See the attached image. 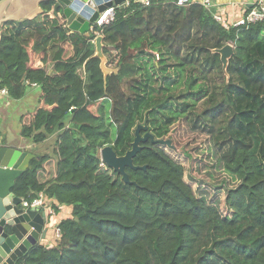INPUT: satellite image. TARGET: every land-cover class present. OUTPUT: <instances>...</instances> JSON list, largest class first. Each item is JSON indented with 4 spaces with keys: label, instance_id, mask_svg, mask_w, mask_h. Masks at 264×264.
<instances>
[{
    "label": "trees",
    "instance_id": "16d2710c",
    "mask_svg": "<svg viewBox=\"0 0 264 264\" xmlns=\"http://www.w3.org/2000/svg\"><path fill=\"white\" fill-rule=\"evenodd\" d=\"M176 2L116 7L114 21L91 37L49 15L5 26L0 87L10 95L0 97V110L36 84L37 104L19 118L21 136L35 145L54 137L52 152L32 160L12 193L25 200L43 194L72 208L56 245L38 244L16 264H264V20L226 28L204 5ZM95 33L103 37L109 75L96 57ZM227 44L235 52L230 81L213 53ZM145 56L167 86L187 83L180 106L168 104L172 88L160 89L167 100L156 109L168 106L172 116L159 129L194 109L193 127L211 134L224 170L239 182L227 193L229 215L198 199L183 165L151 140L133 160L139 169H126L131 184L99 156L105 147L122 156L135 118L149 106L137 100L158 81L140 68ZM172 67L173 81L166 75ZM140 71L147 85L137 88ZM211 75L222 83L210 87ZM201 96L209 103L197 112Z\"/></svg>",
    "mask_w": 264,
    "mask_h": 264
},
{
    "label": "water",
    "instance_id": "95a60500",
    "mask_svg": "<svg viewBox=\"0 0 264 264\" xmlns=\"http://www.w3.org/2000/svg\"><path fill=\"white\" fill-rule=\"evenodd\" d=\"M151 0H0V44L5 26L9 22L33 20L49 15L64 19L69 29L85 37L92 36V28L99 17L109 9L120 7L130 2L146 4ZM96 57L101 59V68L106 75L114 72L107 69V57L103 53V37L95 39ZM219 54L223 71L229 79L228 67L234 55V47L227 44L213 50ZM143 127H138L132 149L124 156H118L112 147L101 151L102 161L123 176L131 184L127 168L139 169L133 163L142 150V144L153 139L150 135L141 136ZM154 143V142H153ZM36 156L28 151L0 145V264H16L28 251L45 238L50 220L44 208H24L23 199L15 196L12 189L16 180L30 168ZM145 169V167H142Z\"/></svg>",
    "mask_w": 264,
    "mask_h": 264
},
{
    "label": "rangeland",
    "instance_id": "374dc122",
    "mask_svg": "<svg viewBox=\"0 0 264 264\" xmlns=\"http://www.w3.org/2000/svg\"><path fill=\"white\" fill-rule=\"evenodd\" d=\"M11 34L13 33L11 32ZM29 34L30 32L25 31L18 36L26 38ZM152 62L153 58L147 56L140 57L138 60V64L141 66L140 68H142L145 73L149 70L150 75H153L158 81L157 83L151 84L150 89H144L138 92L139 97H137V100L143 97L148 100L149 106L146 105L142 109L141 116L135 118L130 138L127 139L125 147L122 149V156L132 149L138 127H143L141 130L142 137H145L147 134L150 135L155 144L161 147L177 163L183 165L184 181L191 187L193 194L208 205L217 207L224 216L229 215L230 211L226 205L227 193L231 188L236 187L239 182L224 170L221 150L211 134L200 128L195 129L193 127V123L190 119L193 118V114L191 113L194 109L192 111L189 109V113L186 116L183 115L169 126H163L162 130L159 129V125H164V122H167L170 118L169 116H172V114L169 112L168 106L163 111L156 109L157 104L162 102V100L169 99L171 101H169L168 104L172 103L173 105L174 102L175 105H182L184 103L183 94L185 96L187 94V83H181V81L170 82L171 84L167 86L168 83L166 82L167 84H164L161 74L155 73L153 70ZM175 63L176 62H172V64ZM107 64L106 71L110 69V66ZM177 69V67H172L166 73V75H171V81L176 79ZM210 77L212 80V83L209 84L210 87H212L213 82H217L218 85V83L220 84L223 81V78L218 75H211ZM146 80V74L140 71L138 74L137 88L142 83L146 86ZM199 86L200 85H197L196 88L200 89ZM168 87L172 89L167 90L168 97L165 99V95L160 89L166 90ZM152 88L155 89L154 92H152ZM37 94V89L30 86L28 88V95L25 98L26 101L35 100ZM206 98L207 96L198 98L197 112L204 111L205 104L209 103V100H206ZM106 105L109 110V102H106ZM8 108L10 109L11 107L9 106ZM32 108V103H24L20 104V106H14L13 109L11 108L12 110L7 109L6 112H4L3 122L0 123V130L2 133L0 142H4V139L19 134L21 130L19 115ZM175 108L182 110L181 107L178 108L175 106ZM18 110L19 113H17ZM5 130H8L7 138ZM53 141L54 139L49 143ZM101 151L102 150L99 151V156L102 159ZM38 152L44 154L45 149L41 147L38 149Z\"/></svg>",
    "mask_w": 264,
    "mask_h": 264
},
{
    "label": "crops",
    "instance_id": "0c3cea01",
    "mask_svg": "<svg viewBox=\"0 0 264 264\" xmlns=\"http://www.w3.org/2000/svg\"><path fill=\"white\" fill-rule=\"evenodd\" d=\"M192 3H199L204 5L206 8L209 10L213 11L214 14L216 13H224V16L227 18V20L230 23H234L242 19L243 17L247 16L249 13H251L253 10L256 9H261V7L264 6V0H192ZM129 3H127L128 5ZM47 18V17H44ZM49 20L55 19L53 16L52 12L49 13L48 16ZM58 20L63 23L64 19L58 18ZM37 87V86H36ZM24 103H32V109L35 108L37 104V95L35 97V100H27L23 99L18 102H9L5 105L0 110V122H3L4 119V112L6 110H10L11 108L13 109L14 106H20V104ZM34 103V104H33ZM11 107L10 109L8 107ZM11 109V110H12ZM30 109V110H32ZM28 111V110H26ZM24 111V112H26ZM22 112V113H24ZM19 113V110L18 112ZM19 115V118L21 114ZM6 132V138L8 136V130H5ZM53 138H50L46 143L43 145H35L28 139H25L21 136V130L19 131L18 135L12 136L11 138L4 139V142H0V145H7L9 147L15 148V149H20L23 151H28L29 153L34 154L35 156L37 155H43L38 152V149L41 147L45 149V153H51L52 152V143L51 140ZM46 209H53L55 212V215L51 216L50 220V225H49V230L45 236V238H41L39 241V244H43L45 246L51 247L56 245V242H58V238L56 237V229L58 228L59 223L67 218H70L72 216V208L68 206H62L60 205L55 199H46ZM49 211V210H48Z\"/></svg>",
    "mask_w": 264,
    "mask_h": 264
},
{
    "label": "built area",
    "instance_id": "2783aa9c",
    "mask_svg": "<svg viewBox=\"0 0 264 264\" xmlns=\"http://www.w3.org/2000/svg\"><path fill=\"white\" fill-rule=\"evenodd\" d=\"M193 1L192 0H177L176 4L178 6H184L186 4H191ZM145 5H149V2H147ZM115 19V8L109 9L107 12L102 14L95 25L92 28V31L94 33V28L97 27H103L104 25L110 24L112 21ZM214 19L215 21L223 24L226 28H229L231 26H241L245 25L248 23H256L258 21L264 20V6L261 7V9H256L253 10L251 13H249L247 16L243 17L237 22L230 23L227 18L224 16V13H216L214 14ZM96 36H99L98 33H95ZM157 59H159V56L157 55ZM34 87H36V84H33ZM9 91L7 88L0 87V97H9ZM46 199L47 197L43 194H40L38 197L30 200H25L23 199V206L24 208H31V207H39V208H44L47 212L48 218L50 220V217L52 215H55V212L53 209H46ZM49 210V211H48ZM56 237L58 239L61 238V234L59 229H56Z\"/></svg>",
    "mask_w": 264,
    "mask_h": 264
}]
</instances>
